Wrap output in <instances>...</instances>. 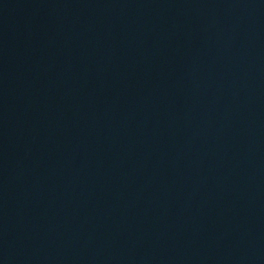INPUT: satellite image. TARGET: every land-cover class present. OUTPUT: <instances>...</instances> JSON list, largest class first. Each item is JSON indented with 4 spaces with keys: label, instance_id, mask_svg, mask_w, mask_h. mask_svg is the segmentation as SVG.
<instances>
[{
    "label": "water",
    "instance_id": "95a60500",
    "mask_svg": "<svg viewBox=\"0 0 264 264\" xmlns=\"http://www.w3.org/2000/svg\"><path fill=\"white\" fill-rule=\"evenodd\" d=\"M183 264H264V0H189Z\"/></svg>",
    "mask_w": 264,
    "mask_h": 264
}]
</instances>
